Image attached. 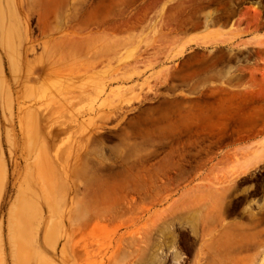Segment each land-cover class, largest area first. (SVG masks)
<instances>
[{"label":"rangeland","instance_id":"1","mask_svg":"<svg viewBox=\"0 0 264 264\" xmlns=\"http://www.w3.org/2000/svg\"><path fill=\"white\" fill-rule=\"evenodd\" d=\"M254 17L264 25V0H0V256L135 264L121 255L211 241L224 207L252 206L264 264V37L243 41ZM201 23L209 49L183 36ZM208 189L223 195L215 213L206 198L186 213L183 198Z\"/></svg>","mask_w":264,"mask_h":264},{"label":"crops","instance_id":"2","mask_svg":"<svg viewBox=\"0 0 264 264\" xmlns=\"http://www.w3.org/2000/svg\"><path fill=\"white\" fill-rule=\"evenodd\" d=\"M249 8L244 7L241 10V14L247 11ZM252 15V14H251ZM250 30L252 33L246 36L243 41L246 43H257L264 37V25L262 23H258V18H251L250 21ZM230 23L225 27L212 28L210 30L218 31V34H223L228 30ZM204 24L200 25H189L186 26L183 31L184 38L190 43V47L194 49H209L210 47L207 45L198 44L203 41L204 34ZM223 32V33H222ZM200 83L197 81L194 85H199ZM251 132V130H250ZM258 163H254L252 165L243 166L239 173L238 177L247 174V171L252 170ZM244 173H243V171ZM242 171V173H241ZM246 171V172H245ZM241 173V174H240ZM243 174V175H242ZM190 197H184V205L183 207L186 209V213H193L194 202L198 198H206L208 199V204L205 206L209 214L215 213L214 208H216L218 203H220L223 195L220 191L216 189H208L201 190L199 193H195L193 195H186ZM242 196L241 192L239 194L234 195V197ZM178 207V206H174ZM179 207H182L179 206ZM244 208H239V218L233 219L232 216H228L225 221L227 226L225 231L221 233L219 237L213 238L211 241H204L199 245L192 246V255L193 260L196 261L197 256L201 253V256L205 257L202 260V264H252V228H256V219H252V206L250 207L249 213L242 212ZM209 225L211 227L218 224V220L215 216H211L209 220ZM252 223L254 224L252 226ZM138 253H126V255H137ZM125 260H129L128 258Z\"/></svg>","mask_w":264,"mask_h":264},{"label":"flooded vegetation","instance_id":"3","mask_svg":"<svg viewBox=\"0 0 264 264\" xmlns=\"http://www.w3.org/2000/svg\"><path fill=\"white\" fill-rule=\"evenodd\" d=\"M237 191V194H239ZM227 216H232L233 219L239 218V210H228L227 207H224ZM198 241H153V246H164L165 248H158L156 254L149 253H138L137 255H121V257L125 259H129L128 261L134 260L135 264H197L198 260L200 264H202V260L205 257L199 254L196 258V261L193 260L192 255V246L199 245ZM162 249V251H161ZM127 261V260H126Z\"/></svg>","mask_w":264,"mask_h":264},{"label":"bare ground","instance_id":"4","mask_svg":"<svg viewBox=\"0 0 264 264\" xmlns=\"http://www.w3.org/2000/svg\"><path fill=\"white\" fill-rule=\"evenodd\" d=\"M88 22H90V21L89 20L88 21H81V23L85 24V25L88 24ZM42 30H43V34L47 33V32H51L50 28L48 27V24ZM0 165H1V162H0ZM242 171H241V173H242ZM249 171H251V170H249ZM243 173H244V171H243ZM248 173L249 172L247 171V174ZM15 200H17V199H15ZM12 215L13 214L11 212H9L8 220H7V229H8L9 241H12V239L14 238L13 237V217H12ZM0 264H16V258H15V254L13 253V251L5 252V250L3 249V252L1 253V256H0Z\"/></svg>","mask_w":264,"mask_h":264}]
</instances>
